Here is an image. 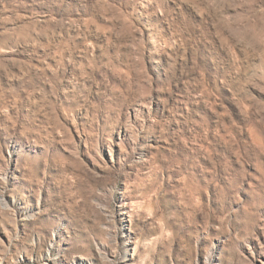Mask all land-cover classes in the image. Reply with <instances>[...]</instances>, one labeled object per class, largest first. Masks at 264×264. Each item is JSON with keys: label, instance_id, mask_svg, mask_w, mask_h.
<instances>
[{"label": "rangeland", "instance_id": "obj_1", "mask_svg": "<svg viewBox=\"0 0 264 264\" xmlns=\"http://www.w3.org/2000/svg\"><path fill=\"white\" fill-rule=\"evenodd\" d=\"M0 264H264V0H0Z\"/></svg>", "mask_w": 264, "mask_h": 264}]
</instances>
